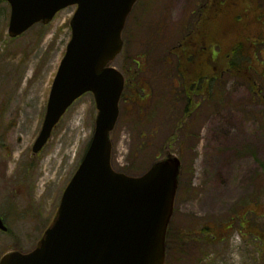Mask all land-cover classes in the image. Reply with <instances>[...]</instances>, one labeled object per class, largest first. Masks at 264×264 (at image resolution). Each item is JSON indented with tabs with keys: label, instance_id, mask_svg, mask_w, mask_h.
<instances>
[{
	"label": "rangeland",
	"instance_id": "1",
	"mask_svg": "<svg viewBox=\"0 0 264 264\" xmlns=\"http://www.w3.org/2000/svg\"><path fill=\"white\" fill-rule=\"evenodd\" d=\"M244 1L239 0L240 4ZM196 2L201 0H139L125 27L124 50L113 66L126 78L134 70L133 59L147 49L139 44V32L143 39L154 34L144 35V23L148 31L162 24L163 34L176 41L180 26L201 5ZM255 6L258 10L245 8L244 15L258 16L259 22L243 27L240 34H248L255 42L261 39L257 50L262 54L255 67L261 72L264 17ZM76 9L69 7L50 24L37 25L21 37L11 38L10 6L0 0V217L8 227L7 233L0 231V259L9 250L35 249L92 140L97 109L93 95L86 94L67 111L43 150L37 155L32 151L71 39L70 22ZM237 34L234 28L228 45ZM165 50L152 54L151 62L146 61L153 70L149 88L160 96L155 100L168 95L173 75L172 68L168 70L169 66L160 63ZM253 78L262 82L256 74ZM217 83L213 100L198 99L199 108L188 122V131L174 130L179 113H173L174 119L162 114L158 120L147 122L146 129L138 128L139 109L125 102L130 96L127 88L120 103V118L112 134L113 165L120 173L143 175L156 158L169 154L182 160L171 226L187 229L185 233L192 231L194 239L183 249L186 261L180 260L182 253L173 255L167 250L166 264H264L263 109L253 102L246 80L223 74ZM157 123L162 125L160 131L141 149L145 141L141 132L150 131ZM174 135L178 139L168 142ZM247 196L256 199V221H228L229 214Z\"/></svg>",
	"mask_w": 264,
	"mask_h": 264
},
{
	"label": "water",
	"instance_id": "2",
	"mask_svg": "<svg viewBox=\"0 0 264 264\" xmlns=\"http://www.w3.org/2000/svg\"><path fill=\"white\" fill-rule=\"evenodd\" d=\"M6 1L11 6V38L38 23L47 25L61 10L77 6L34 154L86 93L93 94L98 114L91 143L37 247L25 254H6L0 264H165L180 159L168 155L139 177L112 167L111 133L118 123L125 78L111 63L122 52V34L138 0ZM0 230H8L2 218Z\"/></svg>",
	"mask_w": 264,
	"mask_h": 264
},
{
	"label": "trees",
	"instance_id": "3",
	"mask_svg": "<svg viewBox=\"0 0 264 264\" xmlns=\"http://www.w3.org/2000/svg\"><path fill=\"white\" fill-rule=\"evenodd\" d=\"M196 3L201 5L197 10L193 9L189 20L180 26L176 41L163 34L162 24H158L154 31H148L147 24L144 23V35L154 32L153 38L148 39L147 36L143 39L139 32L138 38L141 40L139 44L147 49L143 51L144 54H140L132 61L134 70L127 75L126 87L130 96L128 95V99L125 98V102L129 101L131 106H137L139 109L140 122L137 123V127L140 129H146L147 122L158 120L162 114L174 119L173 113H179L174 130L177 132L178 128L181 131H188V122L199 108L198 99L213 100L216 88L219 87L217 81L221 80L223 74L246 80L253 92L264 90V70L258 72L255 68L257 58L262 54L259 48L257 50L261 39L255 42L248 34H240L243 27L246 28L251 22H259L258 16L244 15V9H257L255 6L257 5L264 17V0H245L242 4L239 0H201ZM206 10L207 16L204 15ZM234 28L238 29V36L234 41L230 40L228 45L229 36L234 32ZM170 42H173V45L168 47ZM164 49L165 54L161 55L160 63L169 66L168 70L172 68L173 75L168 85V95L165 99L155 100L160 96H155L153 89L149 88L151 85L149 78L153 75V70H149L148 67H151V55L159 54ZM261 64L264 67V58ZM253 74L262 78V82L255 80ZM253 98L257 102L259 100L264 102L261 95L253 93ZM156 125L158 126H154L150 131L141 132L145 140L141 149L144 150L148 146L147 140L160 131L162 125L159 123ZM175 139L178 137L174 135L168 142L173 143ZM181 144L186 152L185 140ZM187 231L172 229V226L168 231V252L173 251V255L177 252L182 253L181 261L188 259L183 249L187 247V242L194 239L193 232L185 233Z\"/></svg>",
	"mask_w": 264,
	"mask_h": 264
},
{
	"label": "flooded vegetation",
	"instance_id": "4",
	"mask_svg": "<svg viewBox=\"0 0 264 264\" xmlns=\"http://www.w3.org/2000/svg\"><path fill=\"white\" fill-rule=\"evenodd\" d=\"M262 90L252 91V93L261 95ZM264 108V106H261ZM255 197H248L246 201H241L240 206L229 214L228 221H256L255 211L257 210L255 205ZM246 204V205H245Z\"/></svg>",
	"mask_w": 264,
	"mask_h": 264
},
{
	"label": "bare ground",
	"instance_id": "5",
	"mask_svg": "<svg viewBox=\"0 0 264 264\" xmlns=\"http://www.w3.org/2000/svg\"><path fill=\"white\" fill-rule=\"evenodd\" d=\"M237 261H239V258L237 259Z\"/></svg>",
	"mask_w": 264,
	"mask_h": 264
}]
</instances>
